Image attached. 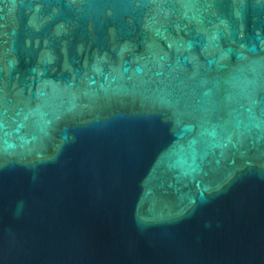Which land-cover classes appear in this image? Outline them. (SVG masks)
<instances>
[{
    "label": "water",
    "instance_id": "95a60500",
    "mask_svg": "<svg viewBox=\"0 0 264 264\" xmlns=\"http://www.w3.org/2000/svg\"><path fill=\"white\" fill-rule=\"evenodd\" d=\"M0 264H264V0H0Z\"/></svg>",
    "mask_w": 264,
    "mask_h": 264
}]
</instances>
